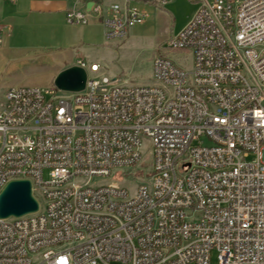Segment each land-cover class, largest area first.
<instances>
[{
  "label": "built area",
  "instance_id": "obj_1",
  "mask_svg": "<svg viewBox=\"0 0 264 264\" xmlns=\"http://www.w3.org/2000/svg\"><path fill=\"white\" fill-rule=\"evenodd\" d=\"M194 4L153 60L161 88L114 89L91 63L82 91L6 90L0 192L28 179L39 208L0 218V264H264V0ZM81 5L67 23L96 19L109 40L147 17L138 0ZM114 172L135 189L95 183Z\"/></svg>",
  "mask_w": 264,
  "mask_h": 264
},
{
  "label": "rangeland",
  "instance_id": "obj_2",
  "mask_svg": "<svg viewBox=\"0 0 264 264\" xmlns=\"http://www.w3.org/2000/svg\"><path fill=\"white\" fill-rule=\"evenodd\" d=\"M138 2L147 10L146 20L122 39H106L103 30H18L11 41L6 37L0 47V99L12 86H37L44 91L47 100L51 99L54 95L51 90L61 93L53 83L58 69L72 57L84 59L89 76L95 75L89 71V66L96 61L102 66L101 71L121 83L156 84L152 77L153 60L192 14L194 0H171L164 7L155 0ZM11 6L12 3L3 5L6 11ZM50 24L59 29L66 27L61 15ZM5 34L9 35V31L5 30ZM168 55L186 67L192 63L189 51L168 50ZM148 165L146 159L138 171L144 173ZM128 175V172H114L95 183L123 185L132 192L137 182ZM44 178H49L48 170L44 171ZM213 261H216L215 253Z\"/></svg>",
  "mask_w": 264,
  "mask_h": 264
},
{
  "label": "crops",
  "instance_id": "obj_3",
  "mask_svg": "<svg viewBox=\"0 0 264 264\" xmlns=\"http://www.w3.org/2000/svg\"><path fill=\"white\" fill-rule=\"evenodd\" d=\"M5 3H12V6L8 7L7 11L3 7ZM73 7H82L81 0H0V22L5 25V30L9 31V35H4V41L6 37H9L11 41L18 30H103L104 32L102 24L96 19H92L89 24L84 26L68 24L66 11ZM58 15H61L66 27L60 26L61 28L59 29V27H53L50 24ZM191 15L180 28L188 21ZM79 60L84 59L78 58L75 60L73 57L69 58L58 70L61 71L71 65L78 64ZM92 63L97 62L93 61Z\"/></svg>",
  "mask_w": 264,
  "mask_h": 264
},
{
  "label": "water",
  "instance_id": "obj_4",
  "mask_svg": "<svg viewBox=\"0 0 264 264\" xmlns=\"http://www.w3.org/2000/svg\"><path fill=\"white\" fill-rule=\"evenodd\" d=\"M88 72L74 64L61 70L54 78V86L63 92L82 91L87 82ZM39 203L33 195L28 179L9 181L0 192V218L19 217L37 211Z\"/></svg>",
  "mask_w": 264,
  "mask_h": 264
},
{
  "label": "bare ground",
  "instance_id": "obj_5",
  "mask_svg": "<svg viewBox=\"0 0 264 264\" xmlns=\"http://www.w3.org/2000/svg\"><path fill=\"white\" fill-rule=\"evenodd\" d=\"M124 86H133V85L124 83ZM142 87H146V85H135V89H142ZM151 88H161V81H157L156 84H152ZM114 89H123V83L114 82ZM105 188H117V186L105 184Z\"/></svg>",
  "mask_w": 264,
  "mask_h": 264
}]
</instances>
